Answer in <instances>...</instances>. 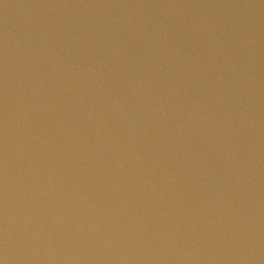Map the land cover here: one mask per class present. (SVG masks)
Segmentation results:
<instances>
[{"label":"water","instance_id":"obj_1","mask_svg":"<svg viewBox=\"0 0 264 264\" xmlns=\"http://www.w3.org/2000/svg\"><path fill=\"white\" fill-rule=\"evenodd\" d=\"M0 264H264V0H0Z\"/></svg>","mask_w":264,"mask_h":264}]
</instances>
